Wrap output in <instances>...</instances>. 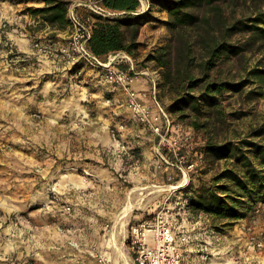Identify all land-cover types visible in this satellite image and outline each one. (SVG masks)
Instances as JSON below:
<instances>
[{
  "label": "rangeland",
  "instance_id": "374dc122",
  "mask_svg": "<svg viewBox=\"0 0 264 264\" xmlns=\"http://www.w3.org/2000/svg\"><path fill=\"white\" fill-rule=\"evenodd\" d=\"M66 1L70 12L85 0ZM164 1L140 0V11L147 16L138 47L124 53L138 69L159 71L157 99L168 109L176 94L151 56L171 43L178 66L185 43L194 42L196 60L190 71L200 78V36L212 29L202 24L173 34ZM217 5L231 20L252 15L264 0H221ZM41 6V0H0V264H134L128 242L131 225L153 222L168 205L175 207L173 219L184 222L197 237L190 240L184 264H255L253 254L247 253L250 234L243 226L260 235L264 225L257 230L250 222L235 227L238 220L231 224L205 213H199L200 218L192 209L179 211L178 203L186 199L188 184L194 192L228 165L205 157L208 140L237 141L264 122V99L253 91L256 85L226 92L219 97L220 109L202 115L188 111L187 117H180L169 111L174 126L169 136L178 142L170 150L135 120L124 92L104 81L99 67L46 56L45 47L66 45L71 27L50 38L54 31L36 24L27 12ZM210 10L201 14L215 21ZM75 13L89 14L84 8ZM110 55L98 58L107 62ZM256 62L254 53L222 59L209 74L218 82H240ZM117 127L119 143L111 136ZM172 186L179 189L168 201ZM100 253L106 255L103 263L97 258Z\"/></svg>",
  "mask_w": 264,
  "mask_h": 264
},
{
  "label": "trees",
  "instance_id": "16d2710c",
  "mask_svg": "<svg viewBox=\"0 0 264 264\" xmlns=\"http://www.w3.org/2000/svg\"><path fill=\"white\" fill-rule=\"evenodd\" d=\"M44 6L29 7L27 12L41 27H50V38L56 31H69L68 17L70 2L66 0H41ZM221 0H167L168 28L174 34L180 30L205 24L212 29L200 36L199 46L204 52L199 63L203 74L196 78L190 71L196 60L194 42L185 43L181 51L182 63L174 66L173 44L162 47L151 60L163 69V80L176 94L167 109L187 117L188 111L202 115L204 110L220 109V96L226 92H240L248 84L256 85V92L264 99V6L244 18L228 20L220 13L217 2ZM107 8L121 12L115 18L95 17L90 39V49L97 57L126 52L132 54L138 47L136 39L146 20L147 12H141L140 0H102ZM211 9L215 21L202 16L203 10ZM218 9V10H217ZM256 54L257 62L247 77L240 82L211 80L210 71L222 59L246 57ZM199 89L198 92L195 90ZM258 91V92H257ZM205 108V109H204ZM209 111V112H210ZM207 123L201 125L206 128ZM205 157L212 160H226L228 165L207 184L185 188L188 208L195 214L205 213L220 221L244 219L259 205L264 204V122L245 138L237 141L208 140Z\"/></svg>",
  "mask_w": 264,
  "mask_h": 264
},
{
  "label": "built area",
  "instance_id": "2783aa9c",
  "mask_svg": "<svg viewBox=\"0 0 264 264\" xmlns=\"http://www.w3.org/2000/svg\"><path fill=\"white\" fill-rule=\"evenodd\" d=\"M77 8H84L89 14L80 16L75 13ZM120 14L122 13L104 6L102 0L78 2L69 12L71 31L66 45L59 49L45 47L43 50L49 57H68L74 64L89 63L99 67L103 72V80L124 92L126 106L135 120L145 129L155 133L161 143L172 150L178 142L169 136L174 129L171 114L157 99V83L161 78L159 71L138 69L135 61L124 52L116 53L114 57L110 55L109 60L103 62L90 49L89 42L95 17L115 18ZM4 26H7L6 21ZM36 47L42 50L40 44ZM121 54L123 56L118 58ZM120 59L127 65L125 68L121 66ZM120 133L119 127L111 130V136L117 143H119L117 137H120ZM123 148H125L124 145ZM178 189L175 186L171 187L168 201ZM178 204L181 205L179 211L186 213L189 201L184 199ZM66 211H71V208L66 207ZM173 212H175V207L163 206L153 222L142 220L131 225L128 242L134 264H184L191 235L184 222H177L173 219ZM251 229L246 225L243 226V231L247 230L250 234L249 249L264 250V233L259 235V232ZM60 230L63 231V229ZM97 258L101 263L106 261V255L103 253L98 254Z\"/></svg>",
  "mask_w": 264,
  "mask_h": 264
},
{
  "label": "crops",
  "instance_id": "0c3cea01",
  "mask_svg": "<svg viewBox=\"0 0 264 264\" xmlns=\"http://www.w3.org/2000/svg\"><path fill=\"white\" fill-rule=\"evenodd\" d=\"M34 19V18H33ZM34 22L36 23V24H39L40 23V20H36V19H34ZM47 29H50V27L48 26L47 27ZM68 32V31H67ZM93 74V73H92ZM91 74V75H92ZM93 79V81H94V79H95V77L94 78H92ZM110 90L109 91H111V87L109 88ZM115 90H120V89H115ZM124 94V93H123ZM121 95V94H120ZM125 101H126V96H125V94H124V98H123ZM125 105H126V102H125ZM179 198V197H178ZM257 210H258V212H257ZM256 210V212H252L246 219H242L243 221H241V220H238V222H235L236 223V225H234L235 227H238L239 225H241V223H244V224H247L248 222H250V224L251 225H254V227H255V229L257 230V229H262V228H260V227H263L262 225H264L263 224V221H262V217L264 216H262V214L261 215H258L257 216V220L256 221H253L252 222V219L255 217V215L257 214V213H264V205H262V206H260L258 209ZM195 215H197L198 217H203V216H201V215H198V214H195ZM206 218V220L207 221H209L210 220V218H208V217H205ZM252 223H254V224H252ZM191 226V225H190ZM233 226V227H234ZM194 238H196L197 239V237H194V234H191V239L190 240H194ZM243 246H244V250L243 251H245L246 252V250L248 249L247 248V241L245 240V242H243ZM263 251V250H262ZM261 251V252H262ZM261 252H259V251H256V250H252V249H249L248 251H247V253L248 254H253V255H251V257H252V260L254 261V263L255 264H259V263H262L263 261H264V255H263V253H264V251L261 253ZM242 254H243V252H242ZM246 258V257H245ZM247 259H248V257H247ZM251 259V258H250Z\"/></svg>",
  "mask_w": 264,
  "mask_h": 264
},
{
  "label": "bare ground",
  "instance_id": "6f19581e",
  "mask_svg": "<svg viewBox=\"0 0 264 264\" xmlns=\"http://www.w3.org/2000/svg\"><path fill=\"white\" fill-rule=\"evenodd\" d=\"M126 212L128 211L129 212V206L126 208V210H125Z\"/></svg>",
  "mask_w": 264,
  "mask_h": 264
}]
</instances>
